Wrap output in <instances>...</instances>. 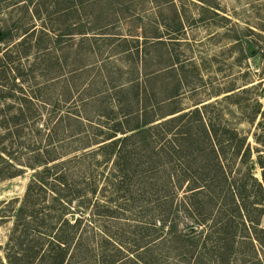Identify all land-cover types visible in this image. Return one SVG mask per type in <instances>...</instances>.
Instances as JSON below:
<instances>
[{"label": "rangeland", "instance_id": "374dc122", "mask_svg": "<svg viewBox=\"0 0 264 264\" xmlns=\"http://www.w3.org/2000/svg\"><path fill=\"white\" fill-rule=\"evenodd\" d=\"M151 73H158L150 83L152 99L172 95L152 109L153 117L206 105L227 183L213 182L211 198L206 186L190 190L197 175L189 172L191 187L176 180L184 169L203 168L182 155L140 175L110 149L106 156L89 153L73 175L90 201L70 204L67 230L75 224L80 241L63 264L264 259L255 241L264 237V201L254 200L245 175L250 165L261 180L264 168V0H0V130L3 121L16 123L19 136L8 150H18L24 161L37 146L80 154L98 126L104 133L97 141L104 139L123 118L125 104L151 89L144 85ZM31 173L24 167L0 179V207L23 197ZM153 184L167 192H142ZM241 184L246 197L231 199ZM14 224L0 217V264H9L15 250Z\"/></svg>", "mask_w": 264, "mask_h": 264}, {"label": "trees", "instance_id": "16d2710c", "mask_svg": "<svg viewBox=\"0 0 264 264\" xmlns=\"http://www.w3.org/2000/svg\"><path fill=\"white\" fill-rule=\"evenodd\" d=\"M157 77L158 73L146 76L144 85L151 89L149 88L148 91L144 88L142 98L137 99L135 96L125 104V108L120 112L123 118L121 117L122 119L115 124L117 126L115 129L109 130L104 139L97 141L104 132L100 126L96 127L95 131L98 132H93L90 136L92 138L86 139V143L79 150L80 154L71 157L55 153L48 146L33 148L25 157L26 161L20 157L18 150L12 155L8 148L13 147L11 140L18 138L20 129L14 122L11 123L12 126L9 121H3V129L0 130V179L20 175L24 167L32 170L23 197L20 200L6 202L0 207L1 218H13L15 221L10 237L11 248L15 250L9 257V264L65 262L70 246L80 241L79 236H76L75 224H73L74 230H67V226L70 225L67 217L73 216V214L68 215L71 212L70 204L76 199L77 205L83 206L90 201V193L81 186L78 175H73L75 167L80 165L89 153L101 152L106 156L110 149L109 155L115 153V156L128 160V168L132 170V164L135 168L134 172L140 175L155 172L160 162L171 161L174 157L182 155L188 159L186 161L203 163L201 165L203 168L200 171L194 170V173L184 169L176 175V180L182 181L188 177L190 179L189 172L192 176L197 175L200 180L196 181L198 184L194 183L191 187L189 179H186L187 187H191L190 190L194 192H200L206 186L208 192H211L210 197H215V191H211V188H214L213 182L224 184L229 178V170L221 159L223 148L217 138V129L205 118L208 114L206 105L178 114H176L178 110L160 116L155 113L153 117L151 113L154 107L158 109L163 107L165 100L172 96L168 95L166 99L161 100L152 99L154 94L150 83ZM108 116L106 120H112ZM39 128L37 127V130L42 132V126ZM118 133L123 135L117 136ZM106 140L108 141L104 142ZM6 141H9V145H6ZM101 142L104 143L99 144ZM94 145L97 146L92 147ZM87 148L90 149L84 150ZM237 152H233L234 156ZM7 166L11 167L10 172L6 171ZM252 168L249 165L245 175L251 179V185L256 191L253 195L254 200L261 204L260 202L264 201V168L261 172V180L252 174ZM145 190L151 195H159L165 193L164 191L167 192V187L159 188L158 185L153 184L142 189V192L144 193ZM244 191V184L236 185V191H232L234 194L230 198L238 200L239 197L242 201L246 197ZM16 201H19L18 206L11 208L10 205ZM237 208L239 207L236 206ZM255 208L259 211V207ZM77 209L79 210V207ZM83 211L84 207H81L80 212ZM91 226L93 225L90 222L89 227ZM255 241L260 247H264V237L256 235ZM254 264H264V259Z\"/></svg>", "mask_w": 264, "mask_h": 264}]
</instances>
